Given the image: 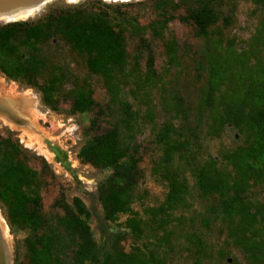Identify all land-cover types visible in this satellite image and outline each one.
<instances>
[{
	"label": "rangeland",
	"instance_id": "374dc122",
	"mask_svg": "<svg viewBox=\"0 0 264 264\" xmlns=\"http://www.w3.org/2000/svg\"><path fill=\"white\" fill-rule=\"evenodd\" d=\"M205 1L79 0L72 3L53 0L39 14L25 20L37 22L51 8L63 11L82 5L89 13L104 9L123 36L128 70L136 68L145 74L152 55L156 71L157 85L150 92L156 106L155 123L146 119L145 105L133 94L136 87L132 79L118 75L122 97L140 113L133 139L122 127L123 144L137 150L140 175L135 183L132 208L144 219L140 239L126 226L128 214L120 213L111 219L105 213L99 186L109 179L112 170L96 166L81 153L90 135L108 130L121 118V107L112 99L104 78L89 70L88 57L75 51L60 35H53L40 46L46 66L39 82L48 81L57 68L64 76L55 98L56 109L43 103L37 88L9 79L0 72L1 134L5 136L8 130L13 132L25 148L27 165L39 175L43 223L37 233L61 235L63 240L59 241L58 248L65 264L75 260L77 243L69 236L71 239L64 238L58 218L74 207L76 199H81L90 212L88 226L94 239L98 243L102 241L104 221L109 231L118 234L119 249L125 253L142 249L169 264H256L233 242L227 225L211 210L218 204L217 198L200 194L194 169L209 156L216 157L220 164L225 163L223 156L243 143V137L231 126L219 135L209 133L207 112L201 107L202 90L208 78L209 54L214 46L234 42L237 50L247 48L264 17V10L254 0H216L214 8L219 20L210 27L207 36H202L191 21L183 18ZM173 40L177 43L174 62L167 53V44ZM75 89L90 91L103 108L104 114L95 131H91L90 126L97 115V107L85 112L73 111L71 91ZM177 95L184 98L191 110L189 119L184 122V133L190 144L175 156L173 168L187 177L190 193L186 203L174 210L171 222L162 227L145 216L144 208L162 204L169 191L163 147L157 142L156 130L172 120L165 102ZM196 115L201 117L200 122ZM244 198L264 205V177L244 193ZM4 202L0 199V214L2 226L8 228L10 264L14 263L17 253L22 264H30L24 243L30 230L9 225Z\"/></svg>",
	"mask_w": 264,
	"mask_h": 264
},
{
	"label": "trees",
	"instance_id": "16d2710c",
	"mask_svg": "<svg viewBox=\"0 0 264 264\" xmlns=\"http://www.w3.org/2000/svg\"><path fill=\"white\" fill-rule=\"evenodd\" d=\"M215 2L206 0L183 18L194 24L199 35L207 36L210 27L219 20ZM254 2L264 10V0ZM109 18L104 9L89 13L79 5L63 11L51 8L37 22L0 24V72L9 79L37 88L43 103L56 109L55 98L64 76L57 68L48 81L39 82L46 66L40 46L53 35H60L75 51L88 57L89 70L104 78L112 99L120 105L121 118L108 130L90 135L81 153L96 166L112 170L109 179L99 186L105 213L111 219L120 213L128 214L126 226L140 239L144 219L132 208L135 183L140 175L137 150L134 146H125L122 137L124 127L127 136L134 138L140 113L122 97L118 75L132 79L136 87L133 94L145 105L146 119L155 123L156 106L150 92L157 85L156 71L152 55L145 74L136 68L128 70L123 36ZM167 53L174 62L175 40L167 44ZM207 73L201 107L207 112L209 133L219 135L231 126L243 137V143L223 156V164L214 156L198 164L194 169L196 185L203 197L217 198L218 204L211 210L227 225L233 242L253 262L264 264V205L244 198V193L264 177V17L247 48L237 50L234 42L214 46ZM71 93L73 111L85 112L97 107L90 126L95 131L104 114L103 108L90 91L75 89ZM165 104L172 120L156 130V139L163 147L169 191L162 204L144 208L145 216L162 227L171 222L174 210L186 203L190 193L187 177L173 166L175 156L190 144L184 133V122L191 110L181 95ZM196 117L200 122L201 117ZM6 133L3 136L0 130V199L8 209L7 221L12 228L30 230L24 239L30 264H65L58 248L59 241L63 240L61 235L37 233L43 223L39 175L27 165L25 148L18 138L10 130ZM259 164L263 167H258ZM89 218L90 212L81 199H76L74 207L58 218L64 238H72L77 243L76 258L70 264H169L142 249L130 253L121 251L118 234L109 231L104 221L102 241L98 243L90 232ZM13 264H22L18 253Z\"/></svg>",
	"mask_w": 264,
	"mask_h": 264
},
{
	"label": "bare ground",
	"instance_id": "6f19581e",
	"mask_svg": "<svg viewBox=\"0 0 264 264\" xmlns=\"http://www.w3.org/2000/svg\"><path fill=\"white\" fill-rule=\"evenodd\" d=\"M24 0H1L0 1V21L27 20L39 14L45 5L53 0H46L44 3L30 7L22 2ZM69 2H77L79 0H68ZM114 1H130V0H114ZM3 218L0 214V264H10V250L7 239V226H2ZM5 225V224H4ZM4 227V228H3Z\"/></svg>",
	"mask_w": 264,
	"mask_h": 264
},
{
	"label": "water",
	"instance_id": "95a60500",
	"mask_svg": "<svg viewBox=\"0 0 264 264\" xmlns=\"http://www.w3.org/2000/svg\"><path fill=\"white\" fill-rule=\"evenodd\" d=\"M45 1L46 0H24L22 2H24L25 4L27 3V5H29L30 7H33V6H36L37 4L44 3ZM16 21H25V20H14V21H3V22H16ZM11 264L13 263L11 262Z\"/></svg>",
	"mask_w": 264,
	"mask_h": 264
}]
</instances>
